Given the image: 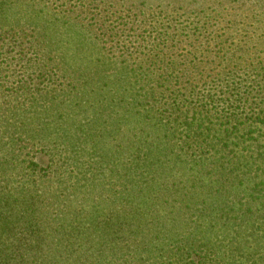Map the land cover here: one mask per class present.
<instances>
[{
	"label": "trees",
	"instance_id": "16d2710c",
	"mask_svg": "<svg viewBox=\"0 0 264 264\" xmlns=\"http://www.w3.org/2000/svg\"><path fill=\"white\" fill-rule=\"evenodd\" d=\"M18 1L0 0V40L30 30L35 59L0 62V264H264L263 11L218 27L226 8L161 0L118 53L100 37L130 29L88 25L80 80L37 41L83 31Z\"/></svg>",
	"mask_w": 264,
	"mask_h": 264
},
{
	"label": "rangeland",
	"instance_id": "374dc122",
	"mask_svg": "<svg viewBox=\"0 0 264 264\" xmlns=\"http://www.w3.org/2000/svg\"><path fill=\"white\" fill-rule=\"evenodd\" d=\"M18 3L19 1L16 0ZM31 2L32 5H30V9L33 10H41L42 21H40V24L46 25L45 19L47 18V14L49 12H54L57 17L60 19H69L70 22H72V25L74 26V29L81 30L86 36V33L84 32L86 28L93 24V27H99L101 24H104V30L102 32L109 33V35L113 32V29L115 30H124L127 28L130 29L133 36L132 39L128 40L125 39H118V37L113 38L115 42H106L109 38H106L104 36L100 37V44L103 46H106L110 48V46L114 45V51L118 53V48L120 46L126 45H133L134 40L139 39L142 41L144 38L148 39V33L145 31V29L149 28L148 21L142 20L139 18V11L137 9L145 10L147 13L154 10H159V3L158 1L161 0H28ZM27 1V2H28ZM107 1V2H106ZM217 1H220L223 3L222 6L217 5ZM264 1V0H262ZM197 4L201 3V7L209 8L208 11H211V8H226L225 11L222 13L225 18L214 22H209L208 26H211L214 24V26L222 27L227 25L228 16H232L234 14H241L240 19L241 22L239 23V26L242 27L245 25L244 21L245 18H252L253 15L250 12L251 10L256 9V12L263 11L264 15V4L257 8L255 7L256 0H214L210 3H203V0H196ZM17 6L16 4L13 5V7ZM19 6V5H18ZM197 6V5H195ZM194 6V7H195ZM28 8V7H27ZM245 9V10H236V9ZM81 14L80 20L83 21H77L75 19V16L77 14ZM214 14V13H213ZM67 16V17H65ZM249 22H251L252 19H247ZM264 20V17H263ZM215 21V20H214ZM99 22V23H97ZM89 25V26H88ZM228 25H231L228 23ZM47 26H57V24H47ZM236 26V25H235ZM64 27H67L66 25L63 27H60L58 30H61L60 32L56 31H50V35L47 39V43L42 44L40 41H37L39 46H42L40 50H46L48 48H54L56 52L50 53L48 55V62H53L55 64L56 69H59V67H62L63 69L68 70L69 73L77 72L76 75L83 77V70H85L86 66L90 65V60H94L97 57L96 52H98V48L95 46L94 37L86 36L83 37V35H76L67 32L66 30H62ZM57 28V27H56ZM151 29V28H150ZM217 29V28H214ZM64 31V32H62ZM264 31V21L259 25V31L258 34L260 35ZM82 33V34H83ZM23 35V33H22ZM32 32L29 30L27 32V36H20L18 34V38L14 39L12 36V32L6 33L5 37H3L0 40V62L1 59H7L10 61L9 64H6V66L13 67V70H20L21 66L18 63V58L21 57L23 54V48H26V52L28 53V56L35 59V53H33V50H28V46L31 44V41L33 40ZM144 37V38H143ZM131 38V37H130ZM264 38V35L259 37ZM78 47V50L76 48ZM25 52V53H26ZM78 52H80L78 54ZM38 57V56H37ZM4 73H8V69L5 67L2 70ZM6 75V74H5ZM61 75V72L59 73ZM63 81H67L64 78H61ZM70 80H73L72 78ZM80 86L83 88V81H80ZM7 88V86H5ZM82 100L78 103L80 105V110L82 111L83 107V96L80 97ZM9 105L7 104H0V114L4 115L7 113V108ZM7 117H3L2 119H5ZM71 119L74 120H82L83 114L78 113V116H73Z\"/></svg>",
	"mask_w": 264,
	"mask_h": 264
}]
</instances>
